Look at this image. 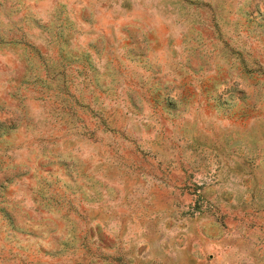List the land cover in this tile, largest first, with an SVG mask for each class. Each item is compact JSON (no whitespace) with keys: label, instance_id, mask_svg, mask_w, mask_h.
<instances>
[{"label":"rangeland","instance_id":"1","mask_svg":"<svg viewBox=\"0 0 264 264\" xmlns=\"http://www.w3.org/2000/svg\"><path fill=\"white\" fill-rule=\"evenodd\" d=\"M0 264H264V0H0Z\"/></svg>","mask_w":264,"mask_h":264}]
</instances>
